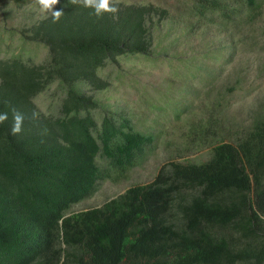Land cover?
Segmentation results:
<instances>
[{"label":"trees","instance_id":"1","mask_svg":"<svg viewBox=\"0 0 264 264\" xmlns=\"http://www.w3.org/2000/svg\"><path fill=\"white\" fill-rule=\"evenodd\" d=\"M188 1L190 17L237 25L264 3ZM53 10L63 11L57 22L51 13L21 30L46 46L43 63L0 59V113H8L0 124V264H264V113L234 143L213 144L206 161H171L149 183L70 210L111 171L124 175L153 141L127 117L100 113L98 122L99 105L77 85L102 89L98 71L109 61L150 58L153 13L160 21L167 10L120 3L115 16H96L71 0ZM55 81L58 108L44 114L33 98ZM13 109L25 116L19 134L11 132Z\"/></svg>","mask_w":264,"mask_h":264},{"label":"rangeland","instance_id":"2","mask_svg":"<svg viewBox=\"0 0 264 264\" xmlns=\"http://www.w3.org/2000/svg\"><path fill=\"white\" fill-rule=\"evenodd\" d=\"M188 2L120 0L167 10L160 21L153 13L151 56L136 54L109 61L98 71L107 84L102 89L77 86L99 105L94 111L98 122L100 113L127 117L134 129L152 134L153 141L140 161L124 175L111 171L91 196L72 205V212L101 206L132 185L149 183L171 161H206L213 144L234 143L253 118L264 113V3L252 22L237 25L236 21L204 23L190 17ZM51 13L38 0H0V59L19 56L29 63H43L46 46L26 40L21 30ZM204 53L210 59L203 61ZM60 96L55 81L33 102L44 114L56 113ZM206 126L217 135L204 132Z\"/></svg>","mask_w":264,"mask_h":264},{"label":"clouds","instance_id":"3","mask_svg":"<svg viewBox=\"0 0 264 264\" xmlns=\"http://www.w3.org/2000/svg\"><path fill=\"white\" fill-rule=\"evenodd\" d=\"M80 2L83 7L91 8L96 16H102L104 13H111L115 16L119 12L120 0H71V3L75 4ZM45 10L52 12V18L54 22H57L61 15L62 10H53V6L58 3V0H38ZM13 112V124L11 127L12 134H19L23 130V123L25 116L19 110H12ZM8 118V113H0V124H3Z\"/></svg>","mask_w":264,"mask_h":264}]
</instances>
